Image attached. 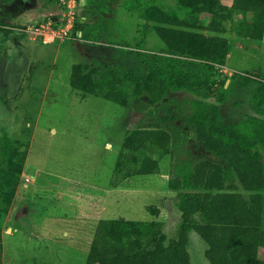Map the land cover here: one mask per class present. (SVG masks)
<instances>
[{
  "label": "rangeland",
  "instance_id": "1",
  "mask_svg": "<svg viewBox=\"0 0 264 264\" xmlns=\"http://www.w3.org/2000/svg\"><path fill=\"white\" fill-rule=\"evenodd\" d=\"M41 1L48 6L47 1ZM29 2L21 5H31ZM130 3L80 0L77 21L86 20L82 32L103 34L101 44L107 41L104 46L89 44L77 24L72 37L41 42L40 34L32 36L28 32L36 19L26 8L11 21V33L0 35V155L6 140L17 143L25 155L16 195L1 223L3 264H87L101 219L160 220L149 206L166 211L163 231L173 236L179 220L174 195L180 188L169 182L177 174L179 160L195 162L202 157L204 151L196 132L185 127L184 140L183 134H175L173 149L179 156L164 157L158 174L123 177L115 167L127 132L154 124L148 112L154 106H150L147 93L140 98L130 95L128 105L121 106L93 94L87 84L72 86L75 65L81 64L82 72L91 71L96 79L108 70H119V65L144 72L145 59L139 53H164L161 50L165 44L162 46L153 30L139 46L143 21L129 11ZM159 3L167 11L177 10V0ZM49 4L51 12L59 15L55 12L57 3ZM38 16L42 23L45 16ZM204 16L198 15V20L208 19ZM245 17L235 14V21H225L221 26L225 29L221 35L230 45L221 74L236 71L264 80V35L261 40L244 36L239 22ZM18 24L28 30L18 29ZM203 32L211 34L206 29ZM177 55L200 60L193 55ZM195 62L187 59L188 71H209L207 65ZM247 95L248 90L239 88L227 92L221 119L234 122L253 114ZM189 98L186 92H170L165 101L177 109L178 101ZM241 99L244 103L237 105ZM139 106L144 109L139 111ZM184 106L188 109L189 103ZM262 152L264 161V149ZM122 154L120 163L130 166L126 152ZM206 246L196 232H191L189 251L194 264H209L204 260ZM260 256L264 258V250Z\"/></svg>",
  "mask_w": 264,
  "mask_h": 264
},
{
  "label": "trees",
  "instance_id": "2",
  "mask_svg": "<svg viewBox=\"0 0 264 264\" xmlns=\"http://www.w3.org/2000/svg\"><path fill=\"white\" fill-rule=\"evenodd\" d=\"M45 1L58 4V0ZM129 2V11L144 21L139 46L146 40L147 32L153 30L165 44L161 50L164 53H139L145 59L144 72L119 65V70H108L95 79L91 71L84 74L80 64L74 66L72 75L74 88L87 84L93 94L121 106L128 105L130 95L140 98L143 92L147 93L150 106H154L148 111L154 124L127 132L115 170L128 178L158 174L164 157L178 158L173 149L175 134H183L184 140L185 127L196 132L208 155L202 153L195 162L179 160L175 165L177 174L169 185L180 190L174 195V211L179 220L173 236L163 231L168 215L156 206L148 209L160 220L101 219L87 264H194L189 251L191 232L206 243L204 260L209 264H264L260 256L264 250V80L236 71L232 75L221 74L230 49L228 39L221 35L225 32L223 22L235 21V14L246 16L239 22L240 32L261 40L264 0H177V10L170 11L159 0ZM179 11H186V16L181 19ZM201 14L208 19L199 21L197 16ZM85 23L79 19L75 26L82 32ZM205 29L211 34L206 35ZM11 31L12 28L0 25V35ZM82 37L91 45L107 44H101L103 34L82 32ZM177 53L200 60L195 62L194 58ZM187 59L207 65L209 71H188ZM237 88L248 90L253 114L225 122L221 119L222 105L227 101V92ZM85 89L89 90L87 86ZM181 91L191 98L178 101L175 109L165 99L170 92ZM243 103L242 99L236 102ZM143 109L138 107L139 111ZM123 151L130 166L120 163ZM1 152L0 254L1 223L16 195L25 156L11 140L4 142Z\"/></svg>",
  "mask_w": 264,
  "mask_h": 264
},
{
  "label": "built area",
  "instance_id": "3",
  "mask_svg": "<svg viewBox=\"0 0 264 264\" xmlns=\"http://www.w3.org/2000/svg\"><path fill=\"white\" fill-rule=\"evenodd\" d=\"M60 9V19L58 23L52 24L51 19L43 18V22L40 21L33 25L32 29H25L31 33L32 36L39 35L40 39L44 43H52L57 40H64L72 37V33L77 21V9L78 0H58ZM53 14V13H52ZM34 38V37H33Z\"/></svg>",
  "mask_w": 264,
  "mask_h": 264
},
{
  "label": "crops",
  "instance_id": "4",
  "mask_svg": "<svg viewBox=\"0 0 264 264\" xmlns=\"http://www.w3.org/2000/svg\"><path fill=\"white\" fill-rule=\"evenodd\" d=\"M25 1H28V0H23V1L22 0H11L9 2H7L5 0H0V25H3L4 27H10V28H11V26L14 27L13 24H11V21L17 19L21 15L19 13L21 12V10L23 8L28 9V12L30 13L31 17H33V19H36V21H37V19H39V16H38L39 14L43 13V16H46L47 13H50L51 11H53L52 7L49 6L50 5L49 3H48V6H45V2H42L41 0L37 1V2H36V0H29L30 1L29 3L31 5L22 6L21 2L25 4ZM228 3H231V0ZM56 9H58V7ZM56 11L57 10H55V12ZM183 12L186 13V11H179V17L181 19L186 16V14H185V16L183 15L184 17H182ZM14 14H16V15H14ZM33 19H32V21H33ZM143 23H144V21H143ZM18 27L21 28L24 26L18 24ZM162 46H164V42H163ZM161 49H162V47H161ZM229 55H230V53H229Z\"/></svg>",
  "mask_w": 264,
  "mask_h": 264
},
{
  "label": "clouds",
  "instance_id": "5",
  "mask_svg": "<svg viewBox=\"0 0 264 264\" xmlns=\"http://www.w3.org/2000/svg\"><path fill=\"white\" fill-rule=\"evenodd\" d=\"M48 3H49V2H48ZM57 5H58V4H57ZM59 9H60V5H58V9H57V11H59ZM57 11H56V12H57ZM51 13H54V12H51ZM54 16H57V17H58L57 20L59 21V19H60V14H59V15H54V14H50V15H48V14H47L44 18H45V19L48 18V19H51V20H52V17H54ZM52 21H53V20H52ZM58 21H57V23H58ZM82 21H84V20L82 19ZM38 22H39V19H37L36 23H38ZM36 23H35V24H36ZM21 28H25V26H24V27H21ZM19 29H20V28H19ZM80 32H81V31H80ZM80 35H82V32L80 33ZM34 39H35V38H34ZM41 42H42V41H41Z\"/></svg>",
  "mask_w": 264,
  "mask_h": 264
},
{
  "label": "water",
  "instance_id": "6",
  "mask_svg": "<svg viewBox=\"0 0 264 264\" xmlns=\"http://www.w3.org/2000/svg\"><path fill=\"white\" fill-rule=\"evenodd\" d=\"M57 19H58L57 16L52 17V20L53 21H56ZM229 82H230V80L228 79L227 82H226V86L229 84Z\"/></svg>",
  "mask_w": 264,
  "mask_h": 264
}]
</instances>
